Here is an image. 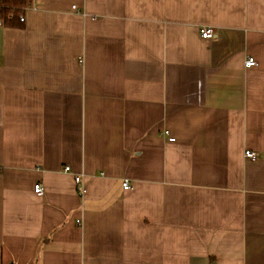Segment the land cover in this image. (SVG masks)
<instances>
[{
  "label": "crops",
  "instance_id": "obj_1",
  "mask_svg": "<svg viewBox=\"0 0 264 264\" xmlns=\"http://www.w3.org/2000/svg\"><path fill=\"white\" fill-rule=\"evenodd\" d=\"M22 17L0 27V264H264V0Z\"/></svg>",
  "mask_w": 264,
  "mask_h": 264
},
{
  "label": "built area",
  "instance_id": "obj_2",
  "mask_svg": "<svg viewBox=\"0 0 264 264\" xmlns=\"http://www.w3.org/2000/svg\"><path fill=\"white\" fill-rule=\"evenodd\" d=\"M74 8V7H72ZM19 21H23V17L20 16L19 17ZM2 22L0 21V27L2 26ZM199 35L202 39H211L213 37V31L212 29L210 28H201L199 30ZM245 65L246 67H252V66H255L256 65V62L255 60L252 58V57H248L247 60L245 61ZM165 134L167 135L168 133L165 132ZM168 141L169 142H174V139L171 138V137H168ZM245 157L250 159V160H255L256 158V155L254 152L252 151H245ZM64 171L65 172H70V168L68 166L64 167ZM74 184L76 186V191H77V194L79 196H82L84 194V187H83V184H82V181H81V177L79 175H75L74 176ZM122 189L123 190H128L130 189V183L129 181L127 180H124L122 182ZM33 192L40 196L42 195L43 193V188H42V185L40 183H37L33 186Z\"/></svg>",
  "mask_w": 264,
  "mask_h": 264
},
{
  "label": "trees",
  "instance_id": "obj_3",
  "mask_svg": "<svg viewBox=\"0 0 264 264\" xmlns=\"http://www.w3.org/2000/svg\"><path fill=\"white\" fill-rule=\"evenodd\" d=\"M32 0H0V21L5 27L21 28L19 17L23 16Z\"/></svg>",
  "mask_w": 264,
  "mask_h": 264
}]
</instances>
